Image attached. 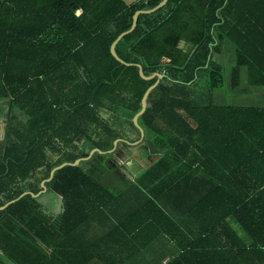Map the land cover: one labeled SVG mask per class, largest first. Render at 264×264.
Segmentation results:
<instances>
[{"label":"trees","instance_id":"16d2710c","mask_svg":"<svg viewBox=\"0 0 264 264\" xmlns=\"http://www.w3.org/2000/svg\"><path fill=\"white\" fill-rule=\"evenodd\" d=\"M162 1L0 0V207L18 199L0 264H264V106L213 101L228 42L234 85L264 89V0H169L117 60ZM139 64L164 75L139 118L159 158L131 178L97 152L34 196L63 163L140 140L158 77Z\"/></svg>","mask_w":264,"mask_h":264},{"label":"rangeland","instance_id":"374dc122","mask_svg":"<svg viewBox=\"0 0 264 264\" xmlns=\"http://www.w3.org/2000/svg\"><path fill=\"white\" fill-rule=\"evenodd\" d=\"M183 45L185 46V44ZM215 59L225 70L227 85L225 88L214 92L213 101L220 104L264 106V89L249 85L248 73L246 71H242V80L239 85H234L232 78L234 76V71L233 69L230 70V67L236 65L237 52L233 44L228 42L222 45V51L216 54ZM1 104L0 101V105ZM4 107H6V105ZM133 133L135 135L132 134V138H137L138 133L136 131ZM2 136L3 133L0 132V138H2ZM135 142L136 141L133 140L132 144L126 142L119 143L115 151L96 156L90 162L91 167L96 169H102V167L112 170L121 169L126 175L134 178L136 174H141L159 158V156L151 155L145 144L141 142L135 144ZM90 165L88 164L86 167L89 168ZM138 166L139 169L136 170ZM46 203L52 211L56 213L60 211V200L53 201L47 198ZM240 232L242 233L241 230Z\"/></svg>","mask_w":264,"mask_h":264},{"label":"water","instance_id":"95a60500","mask_svg":"<svg viewBox=\"0 0 264 264\" xmlns=\"http://www.w3.org/2000/svg\"><path fill=\"white\" fill-rule=\"evenodd\" d=\"M168 2H169V0H163L159 5H157V6L154 7V8L138 10V11L136 12V14H135V16H134V23H133L132 28H131L130 30L125 31V32H123L122 34H120L119 37L116 39V41H115V42L113 43V45H112V54L116 57L117 60H119V61L122 62V63L128 64L123 58L120 57V55H119L118 52H117L116 47H117L118 42H119L124 36H126L127 34L131 33L132 31H134V30L136 29L137 24H138V20H139V16H140L141 14H143V13H152V12H156L157 10L161 9L162 7H164ZM139 67H140V73H141V75H142L145 79H149V80H150V79H153V78H155V77L157 76V77H158V80H157V82H156L154 85H152V86L148 89V91H147V93L145 94V96H144V98H143V101H142V107H143V108H142V110H141V111H140V112L134 117V123H135V125L139 128V130H140V132H141V138H140V140L136 141L135 144H138V143H140V142H142V141L144 140V137H145V130H144V128L142 127V125L140 124V122H139V118H140V116L146 111V109L148 108L150 93H151V92L157 87V85L160 83V81H161V80L163 79V77H164V75L161 74V73H154V74L148 76V75H146V74L144 73V69H143V66H142L141 64H139ZM121 142H127V143H129V144H132V143H133V142H130V141L126 140V139H122V138H121V139H118V140H116V142H115V147H114L113 150H111L110 152L115 151V150L117 149L119 143H121ZM97 152L100 153V154H105V153H107V152H105V151H103V150H101V149H99V148H96V149L92 150L90 156H88V157L80 158V159H78L75 163L65 162V163H63L62 165H60V166L54 168L53 171H52L51 177H50L48 180H45V181L42 183V185H43V190H42L41 192H39L38 194H33V195H34V196H39V195H41L42 193H44V192L47 191L48 188H47V186H46V182H47V181H50V180L53 179V177H54V175H55V173H56L57 170L62 169L63 167H65V166H67V165H75V166L80 165L82 161L91 159V158H92ZM26 194H27V193H24L22 196H24V195H26ZM22 196H21V197H22ZM21 197H20V198H21ZM17 200H18V199L13 200V201H10V202L7 203L6 205L1 206V207H0V210L5 209L6 207H8L10 204L14 203V202L17 201Z\"/></svg>","mask_w":264,"mask_h":264},{"label":"crops","instance_id":"0c3cea01","mask_svg":"<svg viewBox=\"0 0 264 264\" xmlns=\"http://www.w3.org/2000/svg\"><path fill=\"white\" fill-rule=\"evenodd\" d=\"M128 4H134L136 3L138 0H125ZM168 259H166L167 261ZM89 264H104L102 261H100L99 259H95L92 262H90Z\"/></svg>","mask_w":264,"mask_h":264}]
</instances>
